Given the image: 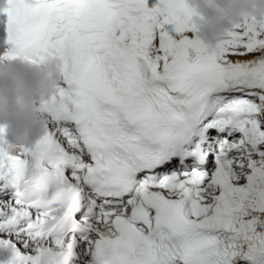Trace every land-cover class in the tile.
<instances>
[{
  "label": "snow or ice",
  "instance_id": "6c2138e0",
  "mask_svg": "<svg viewBox=\"0 0 264 264\" xmlns=\"http://www.w3.org/2000/svg\"><path fill=\"white\" fill-rule=\"evenodd\" d=\"M194 15L8 0L0 61L55 57L62 80L33 149L0 140L6 264H264V24L209 51Z\"/></svg>",
  "mask_w": 264,
  "mask_h": 264
},
{
  "label": "clouds",
  "instance_id": "9594fccd",
  "mask_svg": "<svg viewBox=\"0 0 264 264\" xmlns=\"http://www.w3.org/2000/svg\"><path fill=\"white\" fill-rule=\"evenodd\" d=\"M195 10L193 23L209 51L243 20L264 24V0H189ZM8 0H0V12ZM4 21V17H0ZM6 30L0 31V56L8 48ZM62 62L49 57L41 63L25 59L0 61V140L9 151L33 149L48 131L40 103L50 99L61 85ZM12 249L0 248V264L11 258Z\"/></svg>",
  "mask_w": 264,
  "mask_h": 264
},
{
  "label": "bare ground",
  "instance_id": "6f19581e",
  "mask_svg": "<svg viewBox=\"0 0 264 264\" xmlns=\"http://www.w3.org/2000/svg\"><path fill=\"white\" fill-rule=\"evenodd\" d=\"M153 2H154V0H153ZM250 58H252V57L251 56L243 57V59H250Z\"/></svg>",
  "mask_w": 264,
  "mask_h": 264
}]
</instances>
